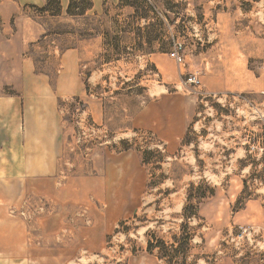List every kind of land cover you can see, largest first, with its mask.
<instances>
[{
  "label": "rangeland",
  "instance_id": "obj_1",
  "mask_svg": "<svg viewBox=\"0 0 264 264\" xmlns=\"http://www.w3.org/2000/svg\"><path fill=\"white\" fill-rule=\"evenodd\" d=\"M0 152V264H264V0H0Z\"/></svg>",
  "mask_w": 264,
  "mask_h": 264
},
{
  "label": "built area",
  "instance_id": "obj_2",
  "mask_svg": "<svg viewBox=\"0 0 264 264\" xmlns=\"http://www.w3.org/2000/svg\"><path fill=\"white\" fill-rule=\"evenodd\" d=\"M176 59H177L178 61L181 60V56H180L179 53H176ZM187 81H189V82H198V81H199V78H198L196 75H189V76L187 77Z\"/></svg>",
  "mask_w": 264,
  "mask_h": 264
},
{
  "label": "trees",
  "instance_id": "obj_3",
  "mask_svg": "<svg viewBox=\"0 0 264 264\" xmlns=\"http://www.w3.org/2000/svg\"><path fill=\"white\" fill-rule=\"evenodd\" d=\"M72 7H73L72 1H69L68 7H67L69 12H70V8H72ZM183 212H184L185 215H187L186 214V207L183 208Z\"/></svg>",
  "mask_w": 264,
  "mask_h": 264
},
{
  "label": "crops",
  "instance_id": "obj_4",
  "mask_svg": "<svg viewBox=\"0 0 264 264\" xmlns=\"http://www.w3.org/2000/svg\"><path fill=\"white\" fill-rule=\"evenodd\" d=\"M1 145H2V144H1ZM2 147H4V146L2 145ZM2 153H3V152H0V155H1V156H2ZM1 168H2V167H1Z\"/></svg>",
  "mask_w": 264,
  "mask_h": 264
}]
</instances>
